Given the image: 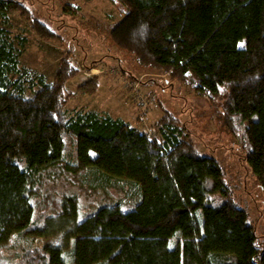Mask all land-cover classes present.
Listing matches in <instances>:
<instances>
[{"label":"trees","instance_id":"trees-1","mask_svg":"<svg viewBox=\"0 0 264 264\" xmlns=\"http://www.w3.org/2000/svg\"><path fill=\"white\" fill-rule=\"evenodd\" d=\"M117 1L114 45L220 106L264 195V0ZM17 13L44 26L24 3L0 0L1 20ZM27 44L0 28V264L17 238L39 245L10 264H264L223 168L170 113L154 138L107 112L70 111L73 73L55 84L30 75ZM62 177L105 202L85 215L78 195L40 193Z\"/></svg>","mask_w":264,"mask_h":264},{"label":"rangeland","instance_id":"rangeland-1","mask_svg":"<svg viewBox=\"0 0 264 264\" xmlns=\"http://www.w3.org/2000/svg\"><path fill=\"white\" fill-rule=\"evenodd\" d=\"M16 1L24 3L44 24V29L36 27L28 15L19 13L0 19V28L28 39L21 64L30 75L43 76L55 84L61 73H73L64 83L70 111L107 112L150 137H157V124L170 113L186 129L199 154L219 162L234 203L247 213L264 247V195L247 167L241 140L219 118L223 109L218 105L214 109L189 86L172 82L170 75L139 65L114 45L111 28L125 12L117 0ZM88 187L80 178L62 177L41 188L40 193L48 190L60 198L78 195L82 210L90 215L99 202H105V196L92 193ZM110 196L115 200L124 197L116 190H110ZM29 241L17 238L1 261L14 263L39 245Z\"/></svg>","mask_w":264,"mask_h":264}]
</instances>
